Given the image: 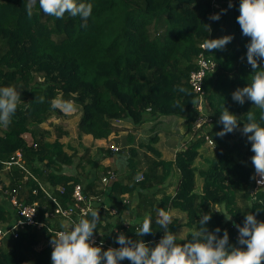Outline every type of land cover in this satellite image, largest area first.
<instances>
[{
	"label": "trees",
	"instance_id": "16d2710c",
	"mask_svg": "<svg viewBox=\"0 0 264 264\" xmlns=\"http://www.w3.org/2000/svg\"><path fill=\"white\" fill-rule=\"evenodd\" d=\"M26 2L0 0V87L15 86L21 97L11 123L0 125V198L8 203L7 199L15 196L22 205H34L37 225L18 228L16 237H3L0 264H52L50 241L58 231L71 229L68 219L50 216L55 206L40 185L63 208L72 203L73 187H82L86 200L98 210L100 222L92 238L97 242L95 247L104 251L120 247L116 237L121 233L155 247L164 235V229L155 223L160 208L185 215L187 234L177 243L189 241L191 230L200 227V213H208V230L214 232L219 227L220 237L227 230L229 244L240 247L234 225L243 226L246 214L264 222V186L253 192L254 153L240 131L248 122L249 111L261 126L264 121L251 101L240 105L232 99L236 89L251 83L254 71L246 58L250 38L242 35L237 23L240 0H76L93 5L87 27L81 26L79 17L69 14L63 19L46 16L39 4L29 18ZM215 14H220L218 21L210 18ZM226 35L233 39L223 50L209 52L202 47L205 39ZM199 56L213 65L202 82L200 110L195 108L198 98L188 83L189 75L197 70ZM260 67L264 68V61ZM58 94L74 100L78 107V143L83 135L109 143L110 136L123 130L116 123L127 122L135 130L145 116L183 118L191 140L176 153L174 163L150 162L141 180L133 175L122 182L106 172L109 183L102 185L99 179L88 180L84 175L85 167L98 165L88 149L82 148L80 157L75 150L68 155L59 142L67 135L61 126L55 127L52 141L46 138L49 132L40 128L63 116L51 106ZM223 108L238 118L239 128L220 137L216 134L223 130L218 123ZM200 116L211 118L213 125L195 132L193 124ZM202 132L214 152L206 169L199 171L194 161L198 149L206 144ZM15 152H20L36 181L24 180V170L6 165ZM134 160L132 151L128 168L139 173ZM72 166L74 174L65 171ZM173 169L178 173L175 194L158 202L151 190L164 184ZM197 175L202 178L200 188ZM8 204L0 199L1 228L18 219L15 207ZM146 216L152 219V234L137 236L136 221ZM176 225L172 222L168 230L174 233ZM36 243L41 244L40 250L31 247ZM16 251L21 252L22 261L15 257Z\"/></svg>",
	"mask_w": 264,
	"mask_h": 264
},
{
	"label": "clouds",
	"instance_id": "9594fccd",
	"mask_svg": "<svg viewBox=\"0 0 264 264\" xmlns=\"http://www.w3.org/2000/svg\"><path fill=\"white\" fill-rule=\"evenodd\" d=\"M37 4L46 16L63 19L65 14H69L79 17L83 22L82 27H87V21L93 11L91 3H77L76 0H27L24 7L29 18L33 16ZM229 7H232L231 3ZM210 18L218 21L220 14ZM237 23L242 35L250 38L246 45V58L254 71L251 83L236 89L232 93V99L240 105L246 100L251 101L260 111V121H264V68L260 67V62L264 61V0H240ZM232 39L230 35L205 39L202 47L209 52L223 50ZM39 100L43 103L44 98L40 97ZM20 103V93L15 86L0 87V125L6 127L11 123ZM51 106L66 116L78 111L75 101L65 100L62 94H58L51 101ZM246 119L248 122L244 123L240 131L247 136L254 153L251 163L256 176L260 177L257 183L264 184V126L256 122L252 111L246 114ZM218 123L223 125V130L216 134L220 137L239 128L238 118L226 108H223ZM85 215H90L91 218L78 217L72 221L70 230L57 232L55 238H52V264H120L124 260L130 261L131 264H264V222L258 221L253 214L245 215L243 226L234 225L239 233L237 244L240 247L229 244L227 230L223 232L222 237L218 235L221 232L219 227L214 232L208 230L206 225L211 220V214L208 213H200V227L191 230L189 241L177 243L178 234L168 230L173 217L160 208L155 223L164 229V235L155 247H149L143 240H132L121 233L116 237V243L120 247L108 248L106 251L102 250V247L93 246L92 243V237L100 222L98 210L89 206ZM226 218L231 220L232 217ZM136 223L137 236L152 234L150 216L137 220ZM179 239H184L182 232Z\"/></svg>",
	"mask_w": 264,
	"mask_h": 264
},
{
	"label": "crops",
	"instance_id": "0c3cea01",
	"mask_svg": "<svg viewBox=\"0 0 264 264\" xmlns=\"http://www.w3.org/2000/svg\"><path fill=\"white\" fill-rule=\"evenodd\" d=\"M62 117L66 119L65 121L74 118L76 125L79 119V110L71 116L63 114ZM116 126L123 128V130L115 136H110L109 143L106 140H95L91 135L81 136L78 143V141L76 142L74 140L75 136L69 134L67 131L66 141H62V139L59 140L66 154L70 155L75 150L77 157H80L83 154L82 148H84L88 149V154H90L91 157L98 160L97 167H85L84 175H86L88 180H101L106 172H112L116 180L122 182L128 181L133 175L138 179L141 174L147 172L150 162L161 161L163 163H174L176 153L182 150L191 140L190 134H186L185 120L174 116H162L158 118L145 116L144 122L135 130H132L131 125L124 121H119L116 123ZM207 147L206 144H203L198 149V157L194 161V166L199 171L206 169L204 168L206 164L205 161H203V163H205L203 164L199 163V160L205 159L206 157L204 154L210 152L208 151L210 149ZM110 148H117L118 150L115 152L110 150ZM100 150H102V152H100ZM132 151L135 153V160L132 164L138 165L140 168L139 173H132L130 168H128L130 152ZM65 171L74 174V166L65 169ZM78 171L80 172L81 168L78 169ZM159 171L161 172V170ZM195 180L197 187L200 188L202 184L201 179L196 176ZM177 181L178 173L173 169L164 184L151 190L155 194V200L159 202L164 196H174ZM107 183H109V181ZM134 196H136V194H134ZM1 202L4 205L8 204L4 198ZM157 212L158 211H156V214ZM166 212L173 217L172 222L177 224L174 232L178 234L177 240H181L179 239V234L181 232L185 239L187 234L185 215L169 208H167ZM31 247L34 250H40L42 246L36 243ZM15 257L22 261L20 251L15 252Z\"/></svg>",
	"mask_w": 264,
	"mask_h": 264
},
{
	"label": "built area",
	"instance_id": "2783aa9c",
	"mask_svg": "<svg viewBox=\"0 0 264 264\" xmlns=\"http://www.w3.org/2000/svg\"><path fill=\"white\" fill-rule=\"evenodd\" d=\"M213 68V65L207 61H205V59L202 56H199L198 60H197V70L193 71L190 75H189V86L192 88L193 92L197 95V101L200 102V100L202 99L203 96V92H202V82L204 77L206 76L207 72H211ZM211 123V119H207L205 116H200L198 118V120L194 123L193 126V130L194 131H199L201 129H204V125ZM204 134V139L205 141L212 145L211 141L208 139V137L206 136L205 132ZM113 151H117L116 148H112ZM6 165L10 166V165H15L18 168H20L21 170H24V180H27L28 178H31L32 180L36 181L37 179L35 178V176H33L31 174V172H29L24 164L23 161L21 159V154L17 153L11 158V161L6 163ZM140 179H142V175L140 176ZM260 177L256 176L254 177V187H253V192L257 191L258 189H261L264 184H258L257 180H259ZM102 184L105 185L108 182V179L103 178L101 180ZM41 191L46 195V197L48 199H50V201L54 204L55 209H54V213L50 216H57V217H61L64 219H68V221H70V223H72V221H74V219L72 218V216L76 217V220L78 217H82L85 215V213L87 212V209L89 206H94V203L91 201H87L85 195L82 192V187L80 185H75L73 187V191H72V195H71V199H72V203L69 207L67 208H63L60 205H58L56 203V200L50 196V194H48L45 190V188L40 185L39 186ZM0 190H2V188L0 187ZM56 190H58L60 193L62 191L61 188H57ZM8 203L12 206L15 207L16 209V215L18 217L17 221L14 222L12 225H7L5 227H0V241L3 239V237H5L6 235H12L13 237H16V230L18 228H22L24 225L26 226H36L37 223L35 222V206H28V205H22L21 203H19L15 196H11L7 199ZM25 219V220H24ZM41 226V225H38ZM60 232V231H58ZM92 243L93 246H95V244L97 243L96 240L94 238H92ZM99 244V243H98ZM52 248V247H51ZM53 249V248H52Z\"/></svg>",
	"mask_w": 264,
	"mask_h": 264
},
{
	"label": "rangeland",
	"instance_id": "374dc122",
	"mask_svg": "<svg viewBox=\"0 0 264 264\" xmlns=\"http://www.w3.org/2000/svg\"><path fill=\"white\" fill-rule=\"evenodd\" d=\"M203 107V102H202V99L200 100V102H198V101H196V104H195V108L196 109H198V110H200L201 108ZM79 116H80V113H79ZM207 119H211V118H209L208 116H205ZM66 119H64L62 116L60 117V116H56L55 118H52L51 120H49L48 122H45L44 124H42L41 125V127L40 128H42V129H44V130H46V131H48L49 132V134L47 135V139L48 140H50V141H52L53 139H54V135H55V132H54V129H55V127H57V126H61V128L63 129V130H65V131H67V132H69V134H72L73 136H75V141L77 142V137H76V129H77V124L75 125V119L74 118H72L71 120H69L68 119V121H65ZM198 120V118L196 119V121ZM195 121V122H196ZM213 125V123H212V119H211V123H209V124H206V125H204V128H208V127H210V126H212ZM67 136V135H66ZM66 136L64 137V136H62V141H66ZM207 136V135H206ZM29 140L31 141V139L29 138ZM206 145L208 146L207 148L208 149H210V150H208V151H210L209 153H205L204 154V156L206 157L205 159H202V160H199L200 162L199 163H203V161H205V163H203V164H205V167L204 168H206L207 167V161H209L211 158H212V155H213V152H214V150H213V148H212V145H210V144H208L207 142H206ZM17 153H20V152H17ZM15 154H16V152H15ZM197 159V158H196ZM197 177L198 178H200L201 179V181H202V178L201 177H199L198 175H197ZM103 178H105V176H103L102 178H101V180L103 179ZM107 179V178H106ZM138 179H140V176H139V178ZM100 180V181H101ZM200 181V180H199ZM102 182V181H101ZM200 183V182H199ZM200 185V184H199ZM202 185V184H201ZM1 200L3 199V198H0Z\"/></svg>",
	"mask_w": 264,
	"mask_h": 264
},
{
	"label": "water",
	"instance_id": "95a60500",
	"mask_svg": "<svg viewBox=\"0 0 264 264\" xmlns=\"http://www.w3.org/2000/svg\"><path fill=\"white\" fill-rule=\"evenodd\" d=\"M194 193H199V191H198V190H195ZM24 220H25V219H24Z\"/></svg>",
	"mask_w": 264,
	"mask_h": 264
}]
</instances>
